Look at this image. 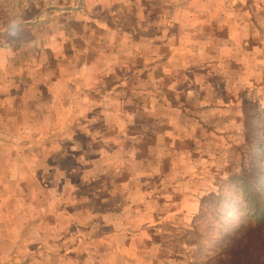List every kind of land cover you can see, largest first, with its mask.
I'll return each instance as SVG.
<instances>
[{"label":"crops","instance_id":"crops-1","mask_svg":"<svg viewBox=\"0 0 264 264\" xmlns=\"http://www.w3.org/2000/svg\"><path fill=\"white\" fill-rule=\"evenodd\" d=\"M78 4L72 10L84 14V33H69V43L58 46L57 35H47L52 47L34 63L6 49L1 64L0 264H178L152 253L157 241L142 237L161 230L159 222L141 223L144 214L161 217L150 206L160 195L136 186L147 179L112 175V198L120 200L98 211L89 205L95 194L76 203L82 194L72 174L83 159H63L82 149L78 136H97L90 125L97 118L102 131L116 129L133 146V131L145 121L147 154L134 162L147 176L161 174L168 139L183 130L179 121L220 118L237 105L223 101V92L248 91L255 81L264 92V0ZM228 71H237L233 80ZM217 75L226 76L223 85ZM46 151L59 162L48 183L38 174Z\"/></svg>","mask_w":264,"mask_h":264},{"label":"rangeland","instance_id":"rangeland-1","mask_svg":"<svg viewBox=\"0 0 264 264\" xmlns=\"http://www.w3.org/2000/svg\"><path fill=\"white\" fill-rule=\"evenodd\" d=\"M75 7L50 11L35 21L0 33V68L5 61L6 49H20V53H16L20 57L18 59L34 63L45 59L43 51L50 45L47 35L56 34L55 46H58L69 43L66 40L69 33H84V14L74 13L72 9ZM235 73L237 71H228L231 80ZM225 77L217 75L216 79L223 85ZM109 81L112 82L111 79ZM250 86V90L242 89L235 95L223 92V101H234L237 105L234 110H221L220 118L179 121L177 125L183 130H178V135H171L168 139V151L163 159L162 172L158 175L147 176L141 164L134 162L136 154H147L149 137L143 135L140 126L148 122L143 121L133 131L137 134L136 145L133 146L121 139L116 129L102 131L103 126L97 118L90 124L97 136H78V145L82 149L76 154L69 152L71 156L63 159L69 164H74L77 157L83 159L79 166L73 168L72 174L77 191L82 194L76 203L81 202L86 193L95 194L89 205L98 211L117 203L120 198H112L115 190V184L110 180L112 175L127 178L134 173L146 181L158 176V181L153 184L142 185L146 182L143 181L136 185L140 190L151 186L154 193L160 195V199L156 197L150 206L158 209L161 217L156 212L141 217L143 224L161 223V230L142 232L145 239L157 241L152 253L171 257L178 264H230L231 255L246 249L234 263L248 264L253 248H264V220L259 222L253 217L252 204L247 201L249 192L257 194V200L264 201V92L263 88L257 87V81ZM52 126L50 122L46 128L48 147L54 141L53 132L51 135L48 133ZM91 139L92 144L88 143ZM89 145L92 148L86 155L83 149ZM0 156L4 157L2 153ZM102 157L105 159L101 160ZM55 160L51 151H46V167L41 168L38 174L44 176L47 183L53 177L54 169L50 166L55 165ZM137 187L129 190H137ZM49 199H46L47 203ZM143 207L140 206L141 209ZM248 231L256 234L252 244ZM260 232L263 235L258 238ZM259 264H264L262 259Z\"/></svg>","mask_w":264,"mask_h":264},{"label":"built area","instance_id":"built-area-1","mask_svg":"<svg viewBox=\"0 0 264 264\" xmlns=\"http://www.w3.org/2000/svg\"><path fill=\"white\" fill-rule=\"evenodd\" d=\"M79 0H0V33L12 30L42 15L75 7ZM57 9V10H55Z\"/></svg>","mask_w":264,"mask_h":264},{"label":"trees","instance_id":"trees-1","mask_svg":"<svg viewBox=\"0 0 264 264\" xmlns=\"http://www.w3.org/2000/svg\"><path fill=\"white\" fill-rule=\"evenodd\" d=\"M143 156H145V155H141V156L139 155V157H143ZM247 196H249V197H247V201L252 204L251 210H252L253 217L257 218L259 220V222L262 221V219L264 220V201L261 199H260V201L257 200V194H253V192H249V194ZM249 229H252V228H249ZM248 233L250 234L251 244H252L254 242V238H255L256 234H252V232H249V231H248ZM261 235H263L262 232H260L258 238L261 237ZM245 250L246 249L240 250L235 255H231V257L229 258L230 264H236V263L238 264V261L234 263V260L236 258L238 259L239 255L242 254ZM261 259L264 262V248L257 249V250H255L253 248V255L251 257V261L248 264H259Z\"/></svg>","mask_w":264,"mask_h":264},{"label":"water","instance_id":"water-1","mask_svg":"<svg viewBox=\"0 0 264 264\" xmlns=\"http://www.w3.org/2000/svg\"><path fill=\"white\" fill-rule=\"evenodd\" d=\"M80 2L82 3V0H80ZM54 9H51L50 11H53ZM55 10H57V9H55ZM68 10H71V8H68ZM15 28H13L12 30H14ZM8 31H10V30H8ZM8 31H6V32H8ZM3 33V32H2ZM5 33V32H4Z\"/></svg>","mask_w":264,"mask_h":264}]
</instances>
